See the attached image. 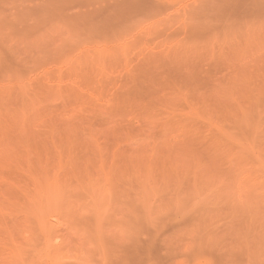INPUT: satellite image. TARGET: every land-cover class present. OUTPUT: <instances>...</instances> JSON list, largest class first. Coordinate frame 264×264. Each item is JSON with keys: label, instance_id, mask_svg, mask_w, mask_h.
Listing matches in <instances>:
<instances>
[{"label": "rangeland", "instance_id": "374dc122", "mask_svg": "<svg viewBox=\"0 0 264 264\" xmlns=\"http://www.w3.org/2000/svg\"><path fill=\"white\" fill-rule=\"evenodd\" d=\"M0 264H264V0H0Z\"/></svg>", "mask_w": 264, "mask_h": 264}]
</instances>
